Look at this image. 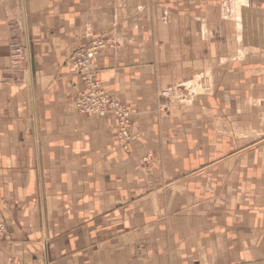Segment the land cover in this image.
Segmentation results:
<instances>
[{
	"label": "crops",
	"instance_id": "0c3cea01",
	"mask_svg": "<svg viewBox=\"0 0 264 264\" xmlns=\"http://www.w3.org/2000/svg\"><path fill=\"white\" fill-rule=\"evenodd\" d=\"M247 7L264 0H0V264H264V54L239 40ZM96 37L110 42L93 71L133 109L129 153L114 117L74 107L70 58ZM199 72L211 94L158 112L159 89Z\"/></svg>",
	"mask_w": 264,
	"mask_h": 264
},
{
	"label": "built area",
	"instance_id": "2783aa9c",
	"mask_svg": "<svg viewBox=\"0 0 264 264\" xmlns=\"http://www.w3.org/2000/svg\"><path fill=\"white\" fill-rule=\"evenodd\" d=\"M108 45L105 39L95 38L87 46L76 50L71 55L69 65L73 72L80 74L84 83V89L74 97V107L80 113L114 117L117 124V140L123 149H128L132 140L133 109L131 105L121 102L110 94L92 68L96 56ZM10 50L12 67L21 69L27 60L24 45L14 39L10 43ZM168 91H172V89L170 88ZM8 237L7 221L0 214V241Z\"/></svg>",
	"mask_w": 264,
	"mask_h": 264
},
{
	"label": "rangeland",
	"instance_id": "374dc122",
	"mask_svg": "<svg viewBox=\"0 0 264 264\" xmlns=\"http://www.w3.org/2000/svg\"><path fill=\"white\" fill-rule=\"evenodd\" d=\"M251 11H253L254 14H257L259 17H260V14L264 15L262 10L257 9L255 13V9H250L248 7L244 8L241 11V14H242L241 21H242V24H246V25L245 27H242V25L239 26L241 29V35H240L239 40L243 45L246 46V48L249 49L250 52L257 53L258 55H262L264 54V29H261V27L255 26L251 22H247L246 19H244L247 16V14H251ZM96 38H103L106 40L108 44L110 42L108 39L104 37H96ZM258 57H259V60H261V57L260 56ZM25 65L26 63H24L23 67ZM170 88L172 89V91H168ZM193 90H195V92H193ZM211 93H212L211 80L207 78V75H204V73L199 72V73L194 74L190 78H187L183 81L178 82L177 84L169 85L167 87H163L159 89L157 92V110L158 112L162 113L163 116H167L171 113L172 109H174L175 104L189 106L193 103V101L195 100V97H198L201 95H207ZM260 103H264V101L260 100ZM260 107H264V105L260 104ZM132 138H133V134H132ZM117 144L123 151L127 153L130 152L131 143L128 149H123L120 146L118 140H117ZM152 156H153L152 153H148L145 157H143L142 158L143 165H146L148 163L147 160Z\"/></svg>",
	"mask_w": 264,
	"mask_h": 264
},
{
	"label": "bare ground",
	"instance_id": "6f19581e",
	"mask_svg": "<svg viewBox=\"0 0 264 264\" xmlns=\"http://www.w3.org/2000/svg\"><path fill=\"white\" fill-rule=\"evenodd\" d=\"M249 19H250V22L252 23V24H254L255 26H258V27H261V29H264V25L262 24V23H259L258 22V20H257V18L254 16V15H251L250 17H249ZM248 20V19H247ZM241 25H242V27H245V25L246 24H242L241 23ZM240 25V26H241ZM248 28V27H247ZM243 29V28H242ZM183 84V83H182ZM193 92H195V90H193Z\"/></svg>",
	"mask_w": 264,
	"mask_h": 264
}]
</instances>
